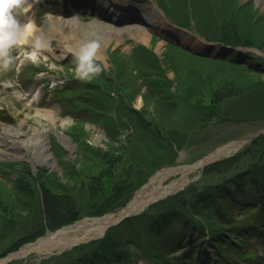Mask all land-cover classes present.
<instances>
[{"label":"rangeland","instance_id":"rangeland-1","mask_svg":"<svg viewBox=\"0 0 264 264\" xmlns=\"http://www.w3.org/2000/svg\"><path fill=\"white\" fill-rule=\"evenodd\" d=\"M138 1L145 6L159 2L162 10L169 9V16L178 18L174 22L186 24L193 34L206 40L244 47L234 54H225L231 56L229 63L225 56L199 54L165 40L159 46L160 37L153 31L148 43L132 36L116 40L115 36L99 33L96 22L111 24L108 19L115 18L113 26H126L138 20L119 23V15L107 12L67 10L58 0H26L17 9L18 17L35 21L38 31L51 40L52 50L47 53L49 61L40 65L17 52L18 59L12 67L0 73V260L8 257L3 264H67L94 248L102 237L61 251H31L10 257L25 244L36 242L47 230L118 211L127 204L144 183L140 181L131 196L125 198L132 187H126L124 181L129 165L136 167L126 176L132 178L134 185L140 180L139 164L131 162L129 146H142L135 138L128 143V135L140 132L145 117L158 120L154 124H160L166 134L174 126H188L185 114L179 117L176 112H166L169 105L164 104L167 100L162 93L156 95L157 88H162V92L164 89L165 95L174 94L183 111L187 99L206 98L208 91L224 99L219 114L205 119L198 131L190 133L187 144L175 150V165H192L219 146L239 144L227 157L236 155L235 159L208 173L203 168L195 170L179 189L190 185L193 190L212 189L226 176L245 170L258 160V150L264 142H254L258 135H264V7L256 0ZM67 17L71 25L63 23ZM167 20L173 21L170 17ZM81 29L87 30V39L99 40L98 50L105 57L99 61L105 65L104 72L92 82L76 79L73 71V50L84 40ZM239 86H247L250 91H232ZM185 90L196 96L187 97ZM101 111H109L110 117L99 118ZM194 118L191 115L188 121H195ZM29 125L42 128L49 160H38L32 144L24 139ZM175 193L177 189L155 200ZM260 198L264 201V192L258 193L251 184L236 195L240 206L250 203L245 207L249 213ZM150 205L143 211L150 210ZM85 208L102 212L70 217L80 210L87 212ZM232 211L234 219L221 227L222 237L204 225L191 226L195 232L186 233L180 221L173 222L169 233L179 241L168 240L164 244L161 236L151 231L149 238L133 239L137 230H132L128 235L131 240L122 246L130 254H122V259L111 258L110 264H264V212L258 213L261 220L253 229L247 223L253 214H241L237 208ZM64 216L75 219L59 223ZM232 231L243 239L232 237ZM67 233L73 234V230ZM188 233L192 237L190 243L184 236ZM219 238L228 242V251L221 249L227 255L219 253L213 244ZM153 239L160 242L156 251L161 260L153 259L146 246V241ZM215 252L222 256H214Z\"/></svg>","mask_w":264,"mask_h":264},{"label":"trees","instance_id":"trees-1","mask_svg":"<svg viewBox=\"0 0 264 264\" xmlns=\"http://www.w3.org/2000/svg\"><path fill=\"white\" fill-rule=\"evenodd\" d=\"M230 57L231 56L225 57V59L227 58L229 60V63H231ZM157 89L158 92L156 93V95L159 96V94L162 93L161 95L166 97L167 102L164 104L169 105L168 107L166 106V112H176L179 117L185 114L186 116H184V119L187 120L186 123L188 124V126L181 127L182 129H177V127L174 126L173 128H170L168 130V134H166L165 131L167 130L161 128L159 126L160 124H154L155 121L158 120L151 119V121L145 117L144 121L141 122L142 124L140 125V132H136L133 135H128V143L131 144L130 141L132 140V138H135L136 141L139 142V144L142 143V146L136 145V143L134 145H131V147L129 146L131 162H136V164H139L137 174L140 176V180L134 185L132 178L126 176L128 171L133 172L134 167H136V165L134 166V164H132L131 166L129 165V167L126 168V170L128 171H126L124 181L126 183V187H132L129 189V191H127L128 193L125 198H129L131 196L132 190L140 185V181L141 183L145 181L147 176L151 174L154 170H156L162 165L173 163L174 157L176 156L175 150L187 144L190 133L198 131V128L202 127L204 123L203 121L205 119L210 118L212 115L219 114V109H221L220 105L224 100H222V98L220 99L214 97L208 91L204 95L206 96V98L201 97L197 101H192L191 97H195L196 93H191L190 91L185 90V95L191 98V101L187 99L188 103L186 105L183 104L185 106V109L183 111L180 103L177 102V100L175 99L174 94L169 93V95H165L164 89L163 92L162 88ZM246 89L247 86H239L234 88V90L232 91H236L240 94L247 93L250 91L249 89H247L248 91L244 92L246 91ZM101 112L102 113H100L99 118L102 119L109 116L108 114H110L109 111ZM150 115L151 114H149V116ZM191 115L195 117V121H188V119L191 118ZM141 116L142 114L138 112L137 117L142 120ZM128 127L129 126H127L126 128ZM134 130L138 131V128H135ZM256 141H264V135H258L254 142ZM136 149L138 150L136 151ZM140 151L146 153L142 154L140 153ZM257 157L258 160L252 165H250L247 169L226 176L223 180L220 181V184L216 185L212 189L204 188L202 190H193L190 185L175 194L169 195L164 199H161L151 204L149 206L150 210L144 211L136 216L127 217L120 224L110 227L106 231V234L95 244L93 249L82 253L73 260L74 262L67 264H110L111 258L122 259V254H130L127 252L128 249L123 248L122 246L128 244L127 239H130L128 238V235L132 234V230H137L133 234V239L143 240L145 237L149 238L148 233L149 231H151L154 235L157 234L161 236L163 244L166 243L168 240L179 241L180 238H173L169 236L170 227L173 222L180 221L182 223L181 225L186 230V233L190 230L195 232L194 227L189 228L191 226L204 225L208 229L214 230L218 233V236L222 237V235H220L221 233H219L220 230H223V228L221 227L223 225H226L225 223L234 219L232 216L233 208L239 209L241 214L245 212L247 213L246 215L253 214V219H248L247 223H249V226H252V228L255 229V227L259 225V220H261L260 216L257 217L258 213L259 215H261V213L264 212V201L260 198V200L256 203L257 206L253 207L252 210H250L249 208V213L245 209V207L250 203H244L242 206H240L241 203L238 202V199H236V195L242 193V191L249 184H251V186H253L258 193L264 192V142L260 144ZM235 158L236 155L232 156L231 158H224L222 160L213 162L205 166L203 168V171L204 173H208L212 170L219 169L221 166H223L224 164H228ZM148 162L150 163L148 164ZM140 165L143 166V169H140ZM25 186L26 185H24V187ZM25 188L29 187L26 186ZM74 211L75 209L71 210V212ZM84 211L87 212H82L80 210L78 213H72V216L70 217L78 218V216H82L87 213L95 214L102 212L100 209H97V211H92L90 210V208H85ZM219 214L226 216L222 217V219L218 217ZM72 219L74 220L75 218H71L69 220V218L64 216V219H62L59 223L63 224L67 221H71ZM173 219L177 221H174ZM123 225H125V227L127 225L128 226L124 228ZM230 228L232 229V227ZM229 234L232 237L240 236L239 240L243 239L242 235H237L238 233L234 231ZM184 236L187 242H192V237H190L189 233L185 234ZM157 241L158 240L156 239L146 241V246L150 250L151 254H153L151 255L149 253V255H151L153 259L159 260L160 255L156 251V246L160 242ZM213 244L217 247L219 253L222 252L221 249L228 251V242L224 241L222 238H219L218 240L215 239L213 241ZM144 251L146 253V250ZM221 254L227 255V252H222ZM213 255L216 257L222 256L217 252H215Z\"/></svg>","mask_w":264,"mask_h":264},{"label":"bare ground","instance_id":"bare-ground-1","mask_svg":"<svg viewBox=\"0 0 264 264\" xmlns=\"http://www.w3.org/2000/svg\"><path fill=\"white\" fill-rule=\"evenodd\" d=\"M62 1L64 3L67 0H62ZM68 1L70 3V6L73 5L76 7L78 6L82 7L83 4H80V2H83L84 0L83 1L68 0ZM256 1H258V3L262 7H264V0H256ZM89 2L84 3V5L86 6L90 4ZM94 2H97L99 6H103L101 4L103 3L101 2V0H94ZM106 2L107 5H110L112 3H117L116 4L117 6L114 9L116 13L113 14L120 16L117 21L119 23H123V21L125 20H136L132 18L135 17L133 14L134 11L139 10L141 13V17H139V14H137V18L139 17L138 18L139 21H135L136 24H129L126 26H121V25L113 26L116 23L114 22L115 18H109L107 15V18H109L108 20L111 21V24L104 22H96V26L98 27L99 33L115 36L116 40L122 37L132 36L139 41L148 43L150 42L149 41L150 32L153 31L156 33L157 38L158 36L160 37V42L158 43L159 46L161 43L164 42L165 39L169 38L172 39L173 41L188 46L192 49H196L200 51L204 50L205 47L204 39H202V37L198 35L193 34L190 30L181 28V25L175 26L174 19L178 20V18L175 16H169L170 14L167 11L169 9L167 8L166 11L162 10L160 3L157 1H155V3L149 6L140 5L138 0H106ZM200 3H203V0H200ZM66 9L68 10L69 6H66ZM166 16L168 18L170 17L173 21L170 22L169 20H167L168 18L166 19ZM62 21H64L63 23L67 25H71L72 23L68 17ZM73 23L76 22L73 21ZM183 26H186V24H184ZM182 29L184 30L182 31ZM82 31L84 35L81 37L84 38V40H87L88 38L87 30L83 29ZM221 49L223 50L224 53H230L228 52V50H224L221 47L213 48V52L214 53L219 52L221 51ZM98 55L102 56L103 59L105 58L101 54V50H98ZM27 127H29L28 128L29 132L28 134L26 133L25 135L26 137L24 139L32 144L35 151L34 153L37 154L38 160L42 161L43 158L49 160V155L45 153V143H44L42 128L40 127L39 129H35L30 125ZM20 138L22 137L20 136ZM20 138H17V140L21 141ZM26 143L27 146H30L28 142ZM238 147H239L238 144L229 143L227 145L219 146L216 150L212 151L204 159L196 162L191 166L178 165V166L163 168L158 172H156V174L149 179V182L146 183L139 191H137L132 201L130 202L132 204L130 211L129 210L126 211L123 208H121L118 211L109 212L102 216L93 217V218H84L83 220L76 222V225L74 226L71 227L69 226L68 228L65 229L60 228L55 232H50L45 234L44 236H42L32 244L30 243L25 244L24 246L19 248V250L12 253L10 257L13 256L21 257L27 255L31 251H35L37 253H49L56 250L61 251L66 247H69L71 245H74L82 241H86L92 238L93 239L101 238L102 235L105 233L107 227L111 223H114L115 221L122 218L125 214H130V213L133 214L138 211H141L145 205H147L150 201L154 200L155 198L165 195L168 191H173L183 187L186 184V182L189 180L190 174H192L195 171V169H193L195 165L197 166L206 160L226 156L235 149H237ZM1 152L6 154L5 151H1ZM166 180L168 182H166ZM69 230L70 231L73 230V234L67 233ZM7 258L0 260V264L6 262L8 260Z\"/></svg>","mask_w":264,"mask_h":264},{"label":"clouds","instance_id":"clouds-1","mask_svg":"<svg viewBox=\"0 0 264 264\" xmlns=\"http://www.w3.org/2000/svg\"><path fill=\"white\" fill-rule=\"evenodd\" d=\"M26 0H0V73L9 70L18 59L17 52L35 65L47 63L52 50V42L38 31L35 21H22L17 9L24 6ZM100 42L97 39L82 41L73 50L75 78L83 82H92L104 72L105 65L99 61ZM68 81H65L67 83Z\"/></svg>","mask_w":264,"mask_h":264},{"label":"water","instance_id":"water-1","mask_svg":"<svg viewBox=\"0 0 264 264\" xmlns=\"http://www.w3.org/2000/svg\"><path fill=\"white\" fill-rule=\"evenodd\" d=\"M217 47V43L215 44V43H212V44H208V48H216ZM228 49V48H227ZM209 161H211V160H208L207 162H209ZM207 162H205V163H207ZM205 163H201V164H199V165H197V166H195L194 168L195 169H197V168H200L201 166H203ZM131 202V201H130ZM130 202H128L126 205H125V207L123 208L124 210H131V207H132V204L130 203ZM128 214H125L122 218H124L125 216H127ZM121 218V219H122ZM121 219H119V220H117L115 223H117V222H119ZM80 220H78V221H76V222H79ZM76 222H73V223H71V224H68V225H65V226H63L62 228H68L69 226L71 227V226H74V225H76ZM115 223H113V224H115ZM112 225V224H111ZM59 230V229H58ZM57 231V230H56ZM50 232H55V231H50V230H47L46 231V234L47 233H50ZM41 238V237H40ZM39 239V238H38ZM37 239V240H38ZM36 240V241H37ZM34 243V242H33ZM30 244H32V243H30Z\"/></svg>","mask_w":264,"mask_h":264}]
</instances>
